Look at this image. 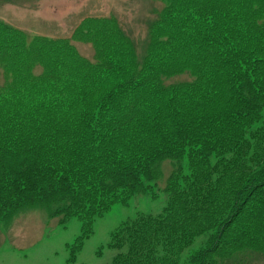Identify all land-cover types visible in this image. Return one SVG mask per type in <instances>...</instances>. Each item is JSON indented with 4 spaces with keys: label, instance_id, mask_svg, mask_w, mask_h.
Here are the masks:
<instances>
[{
    "label": "trees",
    "instance_id": "obj_1",
    "mask_svg": "<svg viewBox=\"0 0 264 264\" xmlns=\"http://www.w3.org/2000/svg\"><path fill=\"white\" fill-rule=\"evenodd\" d=\"M114 25L87 16L73 31L102 40L89 60L71 38L28 41L0 21L12 79L0 87V219L36 204L63 224L78 217L73 262L114 203L158 197L172 158L167 204L121 221L110 264H254L264 257V0H170L142 57L116 42ZM187 70L191 83L157 78ZM18 105L30 112L3 113Z\"/></svg>",
    "mask_w": 264,
    "mask_h": 264
},
{
    "label": "rangeland",
    "instance_id": "obj_2",
    "mask_svg": "<svg viewBox=\"0 0 264 264\" xmlns=\"http://www.w3.org/2000/svg\"><path fill=\"white\" fill-rule=\"evenodd\" d=\"M169 1L0 0V21L7 27L22 30L28 41L36 35L71 38L82 57L94 60L96 46L102 40L72 39L73 31L87 16H106L113 18L115 25L110 28L113 36L120 42L113 39L120 46L129 47L142 57L148 45L152 22L158 18V12ZM5 63L7 65L6 60L1 57L0 87H5L12 81ZM42 71V66L36 63L33 73L39 75ZM157 78L165 87L195 80V76L188 70L172 75L159 74ZM34 97L40 98L38 95ZM10 111L12 114L30 112L21 105L3 109L5 115H9ZM175 166L176 162L172 158L166 159L160 165L162 175L157 182V198L141 191L130 198L128 203H114L104 215L96 217L92 224L93 232L85 238L82 249L73 262L68 261L69 245L74 244L83 234V222L78 217L63 224L61 217H52L51 206L36 204L19 209L7 219H0V264H110L118 252L109 246L112 231L121 221L138 212L156 214L162 211L168 201V195L163 189ZM206 238L205 234L201 235L188 248V252L201 246ZM253 263L264 264V257L254 260Z\"/></svg>",
    "mask_w": 264,
    "mask_h": 264
}]
</instances>
